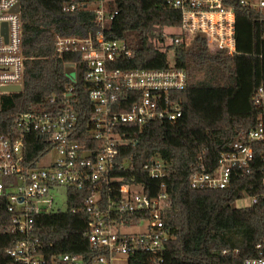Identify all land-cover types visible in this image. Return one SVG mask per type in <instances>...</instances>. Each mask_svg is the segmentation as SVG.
I'll use <instances>...</instances> for the list:
<instances>
[{
    "label": "trees",
    "instance_id": "1",
    "mask_svg": "<svg viewBox=\"0 0 264 264\" xmlns=\"http://www.w3.org/2000/svg\"><path fill=\"white\" fill-rule=\"evenodd\" d=\"M65 1L20 0L23 87L0 98V134L8 131L18 113L50 109L53 105L48 97L60 96L72 86V107L79 112L76 137L83 139L91 114L87 68L77 55L57 56L55 37L94 35L97 27L93 12H66L62 9ZM233 2L235 53L227 56L212 50L202 36H193L188 42L178 33L167 36V28H179L181 15L162 0H110V9L116 14L104 35L123 41L132 51L117 67H181L188 75L184 90L174 95L182 109L177 120L120 126L127 143L118 148L117 164L122 167L114 174L123 181L142 182L151 197L160 190L167 194L162 218L169 239L163 242L159 264H243L258 257L255 247L264 237V139L246 141L248 132L264 116V100H254L258 88L264 87V12ZM177 35L183 40L174 41ZM69 63L74 64L75 79L66 73ZM237 140L251 147L248 165L234 168L223 189L192 188L191 176L213 173L220 154L231 150ZM24 141L26 164L38 166L50 146L35 132L26 134ZM153 158L162 163L161 177L153 178L143 168ZM85 193L69 189L67 210L35 217L34 232L44 255L73 253L90 263L99 254L84 235ZM244 197H256L257 202L234 205ZM124 216L137 219L147 212ZM6 219L5 206L0 203V264H11L4 251L18 238L4 229ZM147 256L135 254L129 264H148Z\"/></svg>",
    "mask_w": 264,
    "mask_h": 264
},
{
    "label": "built area",
    "instance_id": "2",
    "mask_svg": "<svg viewBox=\"0 0 264 264\" xmlns=\"http://www.w3.org/2000/svg\"><path fill=\"white\" fill-rule=\"evenodd\" d=\"M162 1L180 12L178 34L185 41L198 35L205 38L212 50L227 56L235 53L233 0ZM235 2L264 12V0ZM17 5L19 11L15 12ZM62 9L66 12L85 9L94 13L97 27L94 35L55 37L57 56L77 55L86 65L85 78L91 84L88 92L91 114L83 139H78L79 112L72 107L73 87L69 86L60 96L48 97L49 104L53 105L50 109L40 107L18 113L8 131L0 134V203L7 212L3 227L18 236L4 252L11 264H88L73 253L44 255L34 232L37 215L67 210L68 190L79 189L86 192L84 235L91 248L99 251L89 264H129L131 257L138 253L148 255V264H159L163 242L169 239L162 218L167 194L160 190L151 197L142 182L123 181L114 174L122 167L117 164L118 148L127 143L120 126L177 120L182 109L174 95L186 87L187 72L181 67H117L132 56V51L123 41L109 40L104 35L107 24L116 14L110 9V0H67ZM22 34L20 0H0V98L18 93L10 91V87L19 86L22 90L25 71ZM179 35L174 41L183 40ZM263 98L264 87L260 86L254 100L260 102ZM32 132L50 146L45 157L55 153L45 164L40 161L36 167H29L25 162L24 137ZM263 139L264 116L248 132L246 141ZM251 158L250 145L237 140L231 144V150L220 154L213 173L193 174L190 185L223 189L230 182L231 171L246 167ZM143 168L153 178L163 175L158 158L151 159ZM61 196L64 209L57 203ZM248 202L255 203L257 198H248ZM140 211L147 212V216L137 219L124 216ZM129 228H139V231L126 233ZM255 248L258 257L246 259L243 264H264V237Z\"/></svg>",
    "mask_w": 264,
    "mask_h": 264
},
{
    "label": "rangeland",
    "instance_id": "3",
    "mask_svg": "<svg viewBox=\"0 0 264 264\" xmlns=\"http://www.w3.org/2000/svg\"><path fill=\"white\" fill-rule=\"evenodd\" d=\"M171 33H179V30L177 28H167V31H165V34L167 36H170ZM169 57H170V61H172V54L171 53L169 54ZM66 73L68 74V76H70L71 79H75V69H74L73 66L72 67L67 66L66 67ZM54 156H55V153L52 152L51 154L46 156L43 160H41L40 163L41 164H45L50 157L53 158ZM57 203H58V205H59V207L61 209L65 208L62 196L58 199ZM247 203H248V198L244 197V198H242L240 200L235 201L234 205L235 206H242V205H245ZM138 231H139V228H129V229L126 230V233H136Z\"/></svg>",
    "mask_w": 264,
    "mask_h": 264
},
{
    "label": "water",
    "instance_id": "4",
    "mask_svg": "<svg viewBox=\"0 0 264 264\" xmlns=\"http://www.w3.org/2000/svg\"><path fill=\"white\" fill-rule=\"evenodd\" d=\"M14 11L15 12H18L19 11V6L18 5L14 8ZM4 28H5V24H4ZM67 66L72 67V64H68ZM8 89L10 91H12V92H19L20 91V87L19 86L10 87Z\"/></svg>",
    "mask_w": 264,
    "mask_h": 264
}]
</instances>
